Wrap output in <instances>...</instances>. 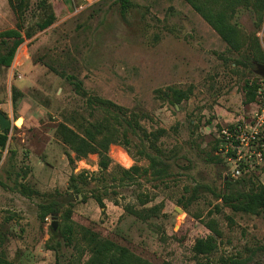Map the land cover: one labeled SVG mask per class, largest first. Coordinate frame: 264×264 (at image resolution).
<instances>
[{
    "label": "rangeland",
    "instance_id": "obj_1",
    "mask_svg": "<svg viewBox=\"0 0 264 264\" xmlns=\"http://www.w3.org/2000/svg\"><path fill=\"white\" fill-rule=\"evenodd\" d=\"M131 1L133 7L122 16L116 0H65L63 11L61 1L54 0L55 21L39 30L31 0L23 42L8 67L0 64V110L11 120L0 158V252L17 264H83L87 255L78 262L79 249L61 236L71 223L75 230L88 227L153 264H264V210L233 212L216 196L224 192L227 178L240 181L237 186L245 190L264 185V163L232 178L217 152L219 128L250 120L257 110L256 96L244 103L243 86L247 79H262L264 66L255 70L244 64L246 47L230 50L185 0ZM16 21L7 0H0V31ZM254 21L252 10L244 7L233 18L248 36L255 32ZM263 28L264 21L256 35L264 48ZM70 75L82 82L86 96L76 93ZM12 87L22 93L14 107ZM170 88L188 95L180 104L172 103ZM87 96L145 113L141 125L149 135L161 131L156 144L169 164L167 177L138 174L135 182L118 180L121 168L149 164L133 135L128 148L109 146L111 164L104 172L96 153L69 162L67 153L74 157V152L56 136L55 126L74 118L101 119L104 110L89 105ZM18 117L21 124L15 123ZM216 155L223 161L214 160ZM81 171L91 177L90 185L84 189L85 201L81 193L69 201L70 221L63 219L62 210L43 217L44 203L77 195L69 177ZM91 188L102 194L104 213ZM145 197L148 201L141 203ZM153 205L159 209L147 220L128 210ZM211 219L221 231L216 249L195 255V240L212 233L207 227ZM56 241L60 246L51 248Z\"/></svg>",
    "mask_w": 264,
    "mask_h": 264
},
{
    "label": "trees",
    "instance_id": "obj_2",
    "mask_svg": "<svg viewBox=\"0 0 264 264\" xmlns=\"http://www.w3.org/2000/svg\"><path fill=\"white\" fill-rule=\"evenodd\" d=\"M190 6L209 24V26L218 34L223 42L230 50L241 52L243 47H246L244 54V64L252 69L257 70L264 66V48L259 42L256 32L260 29L264 21V0H185ZM9 6L17 17L14 27L0 31V64L8 67L12 61L14 53L18 46L23 42L21 31L25 24V13L31 6V0H7ZM34 14L32 18L38 16V21L34 26L39 29L49 27L56 18L54 8L50 0H34ZM118 9L122 16H126L129 10L133 7L131 0H116ZM240 7L249 8L254 14V30L250 36L239 28L233 22V18ZM33 13V12H32ZM248 41L251 44H246ZM264 42V28H263ZM255 72V71H254ZM69 83L74 87L76 93L81 96H86L83 92L82 82L76 77L70 75L67 78ZM258 82L255 79H247L244 83V103H250L255 100L256 88ZM169 100L172 103L180 104L185 99L188 92L180 89L170 88ZM22 93L12 87L11 101L12 105L16 104ZM89 105H96L102 108L105 115L101 119L89 120L86 118L76 119L66 122H58L55 126V134L59 139L74 152V157L67 153L69 162L85 158L90 153H96L98 156L99 170L106 171L110 164L111 158L108 155L109 146L111 144L122 145L128 148L130 145V136L137 137L141 145V154L145 157L149 164L147 167L140 168L133 165L128 169H122V175L118 177L120 182L136 181V176H151L154 179L167 177L169 174V164L164 158V154L156 144V139L161 131L150 133L153 139H150L149 133L145 127L141 125V120L146 117L141 110H132L119 106L108 99L100 97L87 96ZM9 127L0 130V158L3 150L6 148L8 141ZM147 144V146H146ZM149 144V145H148ZM151 150V151H150ZM13 155L15 151L9 150ZM214 160L222 162L223 159L219 156H214ZM116 179V177H113ZM91 177L87 173L81 171L78 174H72L69 177V187L75 194H82V201L86 200L84 189L90 185ZM224 192L218 193L217 198L221 199L222 204L229 206L233 212H243L248 214H257L264 210V185L259 184L255 188L248 190L240 189L237 184L240 181L231 182L228 178L225 180ZM22 187L21 192L27 193ZM196 190V188L194 189ZM91 196L95 199L101 213L105 212V203L102 194L95 188L90 189ZM145 197L141 203H145ZM73 203L63 204L61 202L50 201L42 205V216L55 215L61 212L64 220L70 221L72 214ZM159 207L153 205L146 209L128 210L143 220L152 217L158 211ZM207 227L212 232L206 237L197 238L194 242L192 250L195 255H208L216 249V240L221 236V231L214 225V220L211 219ZM61 236L65 242L72 244L80 251L78 262L82 256L87 255L83 264H153L140 256L131 252L127 247L117 244L116 242L105 238L100 233L92 229L79 225L77 230L73 228L71 223L61 229ZM55 235L51 238L55 239ZM3 236L0 235V243ZM1 245V244H0ZM55 246V247H54ZM60 246V241H56L51 248ZM0 264H17L9 260L3 252H0ZM161 264H174L164 261ZM185 264H209L208 262L195 261Z\"/></svg>",
    "mask_w": 264,
    "mask_h": 264
},
{
    "label": "built area",
    "instance_id": "obj_3",
    "mask_svg": "<svg viewBox=\"0 0 264 264\" xmlns=\"http://www.w3.org/2000/svg\"><path fill=\"white\" fill-rule=\"evenodd\" d=\"M83 1L90 4L97 0ZM256 98L259 105L250 120L222 125L217 132V152L223 155L232 178L264 163V77L258 82Z\"/></svg>",
    "mask_w": 264,
    "mask_h": 264
},
{
    "label": "water",
    "instance_id": "obj_4",
    "mask_svg": "<svg viewBox=\"0 0 264 264\" xmlns=\"http://www.w3.org/2000/svg\"><path fill=\"white\" fill-rule=\"evenodd\" d=\"M261 75L264 76V68L262 69ZM21 121L23 122V118L22 117H18L15 120V123L16 124H18V123L21 124L22 123ZM10 125H11L10 118L7 117L3 111L0 110V130L5 129L6 127H9ZM80 197H81V194L74 195V194L70 193L67 196L62 198L61 203H67L70 200H75V199H78ZM177 209L181 210L178 207H177ZM51 226H52L53 229H55V225L54 224H52Z\"/></svg>",
    "mask_w": 264,
    "mask_h": 264
},
{
    "label": "crops",
    "instance_id": "obj_5",
    "mask_svg": "<svg viewBox=\"0 0 264 264\" xmlns=\"http://www.w3.org/2000/svg\"><path fill=\"white\" fill-rule=\"evenodd\" d=\"M59 1H61L60 9H61V11H63V7H66V2H65V0H59ZM51 3H52L53 8H54V0H51Z\"/></svg>",
    "mask_w": 264,
    "mask_h": 264
}]
</instances>
